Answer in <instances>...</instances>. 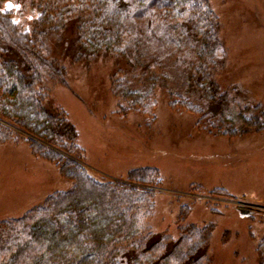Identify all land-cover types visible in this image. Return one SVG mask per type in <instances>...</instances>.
<instances>
[{"label":"trees","instance_id":"obj_1","mask_svg":"<svg viewBox=\"0 0 264 264\" xmlns=\"http://www.w3.org/2000/svg\"><path fill=\"white\" fill-rule=\"evenodd\" d=\"M11 1L26 2L38 16L25 32L0 11V144L25 142L72 184L0 220V264H208L212 224L178 226L175 238L157 235L148 220L153 187L161 184L158 169L134 168L115 181L95 178L82 162L77 130L49 97L54 85L66 84L51 40L67 45L65 33L72 31L73 61L105 55L123 62L109 78L118 112L154 121L160 88L171 109L200 114L198 126L203 113L189 97L215 103L221 116L226 95L216 97L212 77L226 52L210 0ZM239 117L247 129L264 128L257 116ZM189 210L183 205L178 218ZM254 253L252 264H264V233Z\"/></svg>","mask_w":264,"mask_h":264},{"label":"rangeland","instance_id":"obj_2","mask_svg":"<svg viewBox=\"0 0 264 264\" xmlns=\"http://www.w3.org/2000/svg\"><path fill=\"white\" fill-rule=\"evenodd\" d=\"M210 2L226 52L212 77L216 97L226 95L221 116L215 103L189 97L203 113L198 126L200 114L171 109L160 88L154 121L135 111L118 112L109 78L123 62L105 55L73 61L72 31L65 33L67 45L51 40L52 56L66 68V84L53 86L49 105L67 113L82 162L95 178L115 181L134 168L158 169L161 184L153 187L148 220L157 235L175 238L178 226L211 223L208 264H252L264 233V128L247 129L239 116H257L264 126V0ZM0 11H8L25 32L38 16L24 1L4 0ZM71 184L54 164L33 156L25 142L0 144V220L22 215ZM213 189L224 195L211 196ZM183 205L190 210L179 219Z\"/></svg>","mask_w":264,"mask_h":264},{"label":"water","instance_id":"obj_3","mask_svg":"<svg viewBox=\"0 0 264 264\" xmlns=\"http://www.w3.org/2000/svg\"><path fill=\"white\" fill-rule=\"evenodd\" d=\"M243 212H244V214L248 213V211H247V210H244Z\"/></svg>","mask_w":264,"mask_h":264},{"label":"snow or ice","instance_id":"obj_4","mask_svg":"<svg viewBox=\"0 0 264 264\" xmlns=\"http://www.w3.org/2000/svg\"><path fill=\"white\" fill-rule=\"evenodd\" d=\"M11 5H9V7H10Z\"/></svg>","mask_w":264,"mask_h":264}]
</instances>
